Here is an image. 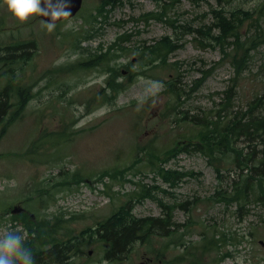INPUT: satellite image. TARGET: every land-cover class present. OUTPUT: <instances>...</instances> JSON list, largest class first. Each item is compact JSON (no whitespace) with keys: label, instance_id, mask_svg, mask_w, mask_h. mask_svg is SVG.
Instances as JSON below:
<instances>
[{"label":"rangeland","instance_id":"rangeland-1","mask_svg":"<svg viewBox=\"0 0 264 264\" xmlns=\"http://www.w3.org/2000/svg\"><path fill=\"white\" fill-rule=\"evenodd\" d=\"M100 2L83 0L75 16L48 32L41 27L39 15L20 22L0 0V27H4L0 45L21 39L36 41L33 58L15 69L17 80H36L34 97L22 115L12 119L0 134V236L5 231L28 236L22 224L9 216L14 205L24 203L28 212L42 218L52 220L54 215L64 213L72 231L85 238L82 250L73 252L68 264H135L145 252L153 253L152 246L167 242L173 244L166 250L162 264H187L186 252H181L186 245L202 241L204 225L216 228V238L223 239L219 249L203 254V264H264V204L255 197L258 187L254 192L249 187L251 196L246 205L236 199L229 204L214 199L222 190H234L243 176L230 151L220 161L222 172L216 171L208 155L196 147L199 139L195 134L200 125L193 121L197 116V122L220 119L223 123L232 115L264 113V101L247 112L264 90V41L251 50L247 67L236 77L234 66L224 54L233 48V38H228L224 50L218 41L199 32L215 22V9L230 15L240 8L243 13L239 29L243 36L264 34V0H181L168 9L179 27L169 21L142 18L160 10L163 0H123L106 18L94 22L90 13ZM82 24L94 25L96 35L81 38L70 34L79 31ZM218 33L215 27L212 34ZM123 34H131V40L125 43L128 47L151 44L168 35L181 38L182 45L170 53L165 65L157 67H143L137 51L119 57L122 75L118 79L127 82L113 102L110 99L115 92L108 85L107 69L115 67V60L91 70H57L86 55L74 45L76 40H80V46L103 54ZM166 80H172L181 94L167 90ZM228 93L229 100L225 99ZM188 137L192 141L188 142ZM177 143L187 149L157 161L166 169L185 173L170 183L152 169L155 165L146 151L153 148L163 158L166 150ZM261 143L260 138L249 140L243 136L235 141L245 151L256 149V157L262 150ZM142 146L147 150L141 151ZM129 166L133 167L126 177L131 180L100 175ZM74 176H82L75 179L82 182L59 183ZM142 183L151 190L140 201L132 199L136 217H159L164 203L190 200L187 208L176 205L170 214L174 221L190 225L191 231L186 233L185 225L179 229L185 232L183 235L173 233L160 238L154 233L151 244L135 240L121 258H104L109 252L107 244L98 234L89 235L87 227L107 219ZM38 190H47L44 201L36 197L33 205H27L25 199L39 194ZM226 251L231 254L224 260L215 259ZM177 255L182 259L176 263Z\"/></svg>","mask_w":264,"mask_h":264},{"label":"trees","instance_id":"trees-1","mask_svg":"<svg viewBox=\"0 0 264 264\" xmlns=\"http://www.w3.org/2000/svg\"><path fill=\"white\" fill-rule=\"evenodd\" d=\"M122 1L123 0H101L96 8L90 13L91 18L94 22H98L99 17L106 18L107 13L118 4L122 3ZM179 1L181 0H163L162 8L160 10L157 12H148L144 14L142 18L147 20L155 19L159 21H169L175 27H179L176 26L175 20L171 19L168 15V9ZM263 8L264 4L262 5L261 10ZM215 12V22H213L212 25L207 26V29L201 27L199 32L206 34L207 38H210L212 41H218L224 50L225 44L228 43V38H233L230 42L233 48L230 51H225L224 54L234 66L237 74L236 77H239L248 65L251 58V50L258 46V42L261 43L264 41V34L243 36L239 29L240 13H243V10L240 8L231 12L230 15L226 14L223 10L215 9ZM57 25L58 24H56V26ZM215 27L219 28V33L217 35L212 34V30ZM97 31L98 30L94 25L91 27H85V25L82 24L79 31L72 30L70 34H75L77 37L81 38H90L94 37ZM176 39L180 40L181 38H173L171 35H168L151 44L128 47L125 43L131 40V34H123L117 36L114 42L109 45L107 52L103 54H97L86 47L80 46V40H76L74 44L78 48H82L86 52V55L74 63L58 67L57 70H63L66 67L72 68L76 71L81 70V68L91 70L96 67V65L101 64L104 60H115V67L107 69L109 73L108 85L115 92L113 97L115 98L117 93L125 87V82H127L118 79V77L122 75L120 65L117 63L119 57L127 52L137 51L139 58L142 60L141 65L143 67L148 64H152V67L165 65L166 59L169 58L170 53L179 45L175 41ZM207 44L208 43L205 45ZM35 47L36 41L34 39L16 40L7 45H0V126L2 127L0 134L6 131L7 124L12 119L16 118L18 115H22L28 101L34 97L33 88L36 85V80H33L30 83L21 79L17 80L15 78V69L22 68L24 64H27L28 61L33 58ZM165 82L168 84L167 90L174 91L178 95L181 94V91L175 87L172 80H166ZM225 99H230L229 93ZM263 101L264 90L262 95L257 96L249 108L255 107ZM193 119L194 123L200 125L198 133L199 141L197 142L196 147L208 155L209 161L215 166L218 173L222 172L223 166L220 164V161L225 158L226 151H230L231 154H233L234 164L241 165V168L243 169H248L247 173H242L243 178L237 183V185H235V187H237L236 189L231 190L230 192L222 190L215 194L214 199L222 200L228 204L236 199L239 200L240 205H246L251 196L249 187H252L254 192L256 186L258 187V190L255 193V197L264 204V155H262L261 158L256 159L257 162H255V164L250 165L255 158V151L245 152L244 149L237 147L233 143L235 137H242L243 135L252 139L261 137L264 140V113L262 115L247 116L246 118L241 115H232L227 120L225 119L223 123H221L220 119H210L203 123L196 121L199 119L197 116H193ZM186 140L190 142L192 141V138L188 137ZM262 145L264 146V141L262 142ZM224 147H230L233 149V153L231 149H224ZM141 148L143 151L147 150L145 146H142ZM185 148L186 147L183 144L177 143V145L166 150V156L163 158H161L159 153H156L153 148L149 150L153 151L154 154L149 150H147L146 153L153 159L151 160V164L158 167L152 166V169L158 170L164 180L174 183L181 176L185 175V173L179 170H173L172 168L166 169L161 164L157 165V161L162 159L166 160L169 156L176 155L179 151L184 150ZM132 167L133 166L124 169L103 171L100 175H108L115 180H131L126 177V173L128 170L132 169ZM137 171L142 170L138 169ZM77 177L66 179L59 183L69 184L73 181L82 182L80 179L75 180ZM253 179H255V181ZM150 190L151 188L148 187L147 184L142 183L141 188L135 190L130 199L124 205L118 207L107 219L103 221L99 220L95 226L87 227L89 235L98 234L102 240L106 242L111 241L114 247L112 251L110 248L108 254L111 255L112 259L121 258L114 255L123 252L127 246L139 237L142 238L144 242L151 244L148 240L154 233L157 236H170L173 233H181V235H183L185 232L180 231L179 229L185 225L186 233L191 231L190 225L174 221L176 230L171 233L162 234L156 231V229L162 230L161 228H163V221L161 219H155L156 217L153 216L141 218L136 217L132 212V199L140 201ZM45 192L47 193V190H45ZM29 202L30 204L32 203L31 200ZM188 202H190V200L173 204L164 203L163 205L169 207L172 212L176 205L187 208ZM8 210L9 208L7 211ZM10 215L13 220L20 221L28 231V237L24 239V245L31 249L36 264H68L67 260L72 257L73 252L81 251L83 248L85 238L81 239L72 231L67 225L69 223V217L67 218L64 213L54 221L47 217L34 220L23 213H10ZM55 217L56 215H54V218ZM110 223H112V227ZM215 230L216 228L213 229L204 225V229L201 232V236H203L202 241L193 245H186V250L181 253L186 252V259H191L190 264H203L204 261L202 256L204 253L220 248L221 245L219 243L220 240L223 239V236L217 239ZM207 233H211L212 236H209ZM168 238L173 237H167V239ZM169 246L170 243L167 242L163 247L152 246L150 251L159 257H163ZM230 254V251H226L215 259L222 261ZM181 259L182 257L177 255L175 257V262L177 263L181 261Z\"/></svg>","mask_w":264,"mask_h":264},{"label":"clouds","instance_id":"clouds-1","mask_svg":"<svg viewBox=\"0 0 264 264\" xmlns=\"http://www.w3.org/2000/svg\"><path fill=\"white\" fill-rule=\"evenodd\" d=\"M4 4L20 22H27L35 15L50 17L41 22V27L48 32L55 30L56 20L71 16L66 10L67 0H4ZM0 264H36L31 249L25 247L24 237L18 232L5 231L0 236Z\"/></svg>","mask_w":264,"mask_h":264},{"label":"bare ground","instance_id":"bare-ground-1","mask_svg":"<svg viewBox=\"0 0 264 264\" xmlns=\"http://www.w3.org/2000/svg\"><path fill=\"white\" fill-rule=\"evenodd\" d=\"M201 33V32H200ZM179 45H178V47L176 48V49H178L181 45H182V43L180 42V40H178V39H176L175 40ZM201 43L202 44H206L207 42L206 41H204V40H201ZM175 49V50H176ZM259 105H261V103L260 104H258L257 106H255V107H251V108H249L248 110H249V112H251V111H253V110H255V109H257L258 107H259ZM248 110H247V112H248ZM248 112V113H249ZM252 114H250L249 113V116H251ZM253 115H258V114H253ZM262 115V114H261ZM235 116H240V115H235ZM241 116H243L244 118H246L247 117V115H245V114H241ZM243 137H246L245 135H243ZM241 137H235L234 138V141H233V143L235 144V141H236V139H240ZM247 139H252V138H248V137H246ZM257 138H260V140L263 142L264 140L261 138V137H256L255 139H257ZM261 145H262V143H261ZM239 148H242V149H244L243 147H239ZM224 149H231L230 147H224ZM231 151H232V153H233V149H231ZM244 151H245V149H244ZM251 151H255V153H256V149H254V150H251ZM251 151H249V152H251ZM245 152H248V151H245ZM262 155H264V146L262 145V150L260 151V155H258L257 157L255 156V154H254V156H255V158L253 159V161L250 163V165H253V164H255V162H257V160L256 159H259V158H261L262 157ZM236 164V163H235ZM236 166H239L240 167V173H241V175H242V173H247V168H241L242 166L241 165H236ZM254 181H255V179H253ZM238 183V182H237ZM237 183H236V185H237ZM234 187H235V185H234ZM237 187H235L234 189H236ZM161 209H162V214H161V216H159V217H156L155 219H161L162 221H163V223H162V226H163V228H161L162 230H158V229H156V231H158V232H160V233H162V234H167V233H171L172 231H174V230H176V228H175V224H174V220H173V218H172V215L170 214L171 213V210H170V208L169 207H167V206H165V205H162L161 206ZM165 224V225H164ZM108 239V238H107ZM108 240H110V239H108ZM109 242V244H110V248H111V251L113 250V247H114V245H112V243H111V241H108ZM132 244L133 243H131L129 246H127V248L123 251V252H121V253H116L114 256H116V257H121V256H123V255H125L129 250H130V248H131V246H132ZM46 257V256H45Z\"/></svg>","mask_w":264,"mask_h":264},{"label":"water","instance_id":"water-1","mask_svg":"<svg viewBox=\"0 0 264 264\" xmlns=\"http://www.w3.org/2000/svg\"><path fill=\"white\" fill-rule=\"evenodd\" d=\"M53 2H55V0H53ZM67 3L69 4V7L66 10L70 11L71 15H74L82 6V0H67ZM42 6H43V4H42ZM41 17L46 21L50 20V17H43V16H41ZM63 19L64 18L58 19L55 21V23L60 21V20H63ZM19 210H21V208L15 207L13 211L17 212ZM90 253H91V251H90Z\"/></svg>","mask_w":264,"mask_h":264},{"label":"flooded vegetation","instance_id":"flooded-vegetation-1","mask_svg":"<svg viewBox=\"0 0 264 264\" xmlns=\"http://www.w3.org/2000/svg\"><path fill=\"white\" fill-rule=\"evenodd\" d=\"M140 239H142V238H140ZM171 244H173V243H170V245ZM164 245L165 244L162 243V246H164ZM142 258H143L142 260L145 261V264H162L163 263V259L162 258H158V261L154 262V258H155L154 254L145 253V255Z\"/></svg>","mask_w":264,"mask_h":264}]
</instances>
